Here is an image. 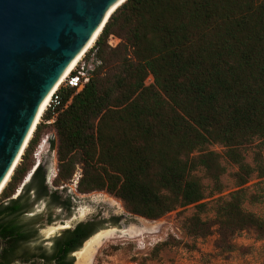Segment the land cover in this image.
Segmentation results:
<instances>
[{"label":"trees","instance_id":"16d2710c","mask_svg":"<svg viewBox=\"0 0 264 264\" xmlns=\"http://www.w3.org/2000/svg\"><path fill=\"white\" fill-rule=\"evenodd\" d=\"M111 35L120 39L115 46ZM93 48L101 64L82 90H62L53 123L38 122L0 202L33 167L42 137L55 131V186L81 166L78 193L105 190L130 213L152 220L192 206L186 233L202 237L216 227L217 248L231 250L243 230L264 237V218L244 207L264 201V0H126ZM248 146L255 147L253 163ZM224 159L236 167L227 194ZM41 171L23 193L32 187L38 196L47 193ZM199 171L212 182L208 194ZM22 195L11 200V212ZM208 210L212 218L204 217Z\"/></svg>","mask_w":264,"mask_h":264},{"label":"water","instance_id":"95a60500","mask_svg":"<svg viewBox=\"0 0 264 264\" xmlns=\"http://www.w3.org/2000/svg\"><path fill=\"white\" fill-rule=\"evenodd\" d=\"M125 1L0 0V187L21 160L47 94Z\"/></svg>","mask_w":264,"mask_h":264},{"label":"rangeland","instance_id":"374dc122","mask_svg":"<svg viewBox=\"0 0 264 264\" xmlns=\"http://www.w3.org/2000/svg\"><path fill=\"white\" fill-rule=\"evenodd\" d=\"M151 81L152 77H149L147 82ZM211 148L222 151V147L219 145H212ZM254 150V146H248L244 151L246 160L250 163H253ZM54 162L56 165L57 161L54 160ZM223 163L226 165L227 171L221 177L225 185L222 194H227L234 188L232 174L236 167L226 159L223 160ZM79 167L81 168V166ZM198 173L202 177L206 186V194H208L212 182L204 176L203 171ZM255 181L256 178L253 177L250 184ZM67 184L68 188L77 196L80 210L83 209L84 213L85 211H92L95 204L100 203L106 216L111 213L126 215L128 217L126 227L131 224L139 225L141 221L152 227L132 235L126 233L122 235L119 230L115 229L117 231L116 236L105 241L98 248L93 264H264V237L254 230L248 229L238 232L232 239L233 248L229 251L223 250L215 246V241L218 238L216 227L211 229L210 234L202 237H194L186 233L183 227L184 219L194 211L192 206L179 208L152 220L130 213L121 199L105 190L81 194L77 192L72 179ZM212 198L208 195L205 200L212 202ZM244 207L264 218V201L252 202L247 200ZM204 217L212 218V210H208ZM63 218L67 220L66 223L69 222L67 217ZM61 223L57 220V222L45 227L43 234L46 236L56 234L60 230ZM112 227L123 229L122 226L105 225L103 230L114 229ZM162 242H168V244L160 248L158 256L154 257L151 254L152 249ZM145 258L147 260L143 261Z\"/></svg>","mask_w":264,"mask_h":264},{"label":"flooded vegetation","instance_id":"af4514ba","mask_svg":"<svg viewBox=\"0 0 264 264\" xmlns=\"http://www.w3.org/2000/svg\"><path fill=\"white\" fill-rule=\"evenodd\" d=\"M50 156L47 153L40 165L48 184L46 194L38 196L36 187L23 193L31 176L19 191L0 202V264H73L77 251L105 225L121 226L123 214L106 216L100 203L84 213L68 184L55 186L48 175L54 167L53 159L50 166L45 165ZM21 194L19 210L11 212V200ZM63 217L69 222L66 223ZM57 220L62 222L60 230L53 235H44L45 227ZM7 224L18 230L10 233Z\"/></svg>","mask_w":264,"mask_h":264},{"label":"built area","instance_id":"2783aa9c","mask_svg":"<svg viewBox=\"0 0 264 264\" xmlns=\"http://www.w3.org/2000/svg\"><path fill=\"white\" fill-rule=\"evenodd\" d=\"M120 39L116 36L111 35L109 37V44L111 46H115ZM94 45V44H93ZM101 64V60L96 56V50L93 48V46L82 56V58L77 62V64L74 66V68L69 72V74L65 77L62 84L55 90V92L52 94L50 101L48 102L43 114L45 112H50L51 117L45 118L43 117V114L40 118V121H42L45 124H51L54 122L56 116L60 112V108L62 106V90L67 88H75L76 91L82 90L85 85L91 80L94 70L97 65ZM64 105V107H66ZM56 133L55 131H50L46 133L39 144L37 145L35 151H34V165L31 168V170L26 175L25 179L21 183V187L24 183H26L33 173L36 171V169L41 165L44 156L47 153L51 154V157L53 159L54 167L51 171L50 179H54L57 175V164L55 165L54 160L57 161L56 157V148H51L52 141H56ZM81 168L78 166L72 180L74 181V185L76 186L79 177L81 176ZM20 187V186H19ZM20 188L17 189L19 191Z\"/></svg>","mask_w":264,"mask_h":264},{"label":"bare ground","instance_id":"6f19581e","mask_svg":"<svg viewBox=\"0 0 264 264\" xmlns=\"http://www.w3.org/2000/svg\"><path fill=\"white\" fill-rule=\"evenodd\" d=\"M98 37V36H97ZM97 37H93L89 43L87 44V46L81 51L79 52V54L73 59V61L67 66V68L65 69V71L63 72V74L61 75V77L59 78V80L57 81V83L54 85V87L51 89V91L47 94V96L45 97V99L43 100L40 109L38 111L36 120H35V125L37 126L38 122H40V118L48 104V102L51 99L52 94L55 92V90H57V88L62 84V82L64 81L65 77L69 74V72L74 68V66L77 64V62L82 58V56L93 46V44L95 43ZM35 128V127H34ZM35 130V129H34ZM33 135V134H32ZM31 137H29L28 140H30ZM29 141H27L26 144H28ZM26 146V145H25ZM26 148V147H25ZM22 155V153H21ZM18 161H20V158L17 159ZM10 177H7L5 179V181L3 182V185L0 187V192L2 191V189L4 188V186L6 185V183L9 181ZM151 225L147 224L144 221H141L140 224H131L128 227H124L123 229H118V228H114V229H106V230H101L99 232H97L95 235H93L90 239H88L84 246L77 251L76 255H77V261L75 264H93L94 262V257L97 253L98 248H100V246L107 240L112 239L113 237L116 236V230H119V232L123 235V234H138L140 231H142L143 229H151ZM121 235V236H122Z\"/></svg>","mask_w":264,"mask_h":264}]
</instances>
